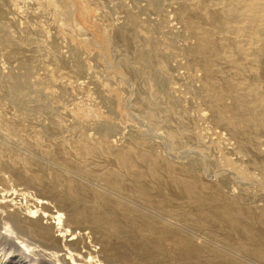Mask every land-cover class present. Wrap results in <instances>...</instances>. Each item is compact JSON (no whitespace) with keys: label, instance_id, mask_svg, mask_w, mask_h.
<instances>
[{"label":"bare ground","instance_id":"bare-ground-1","mask_svg":"<svg viewBox=\"0 0 264 264\" xmlns=\"http://www.w3.org/2000/svg\"><path fill=\"white\" fill-rule=\"evenodd\" d=\"M49 1L53 0L40 2L47 4ZM177 1L183 5L174 9V13L184 17L183 29L194 39L190 48L194 67L204 72L203 81L209 84V88L203 87L198 93L215 105L212 107V114L220 120L219 127L227 129L231 137L238 139L234 150L241 157L233 158L232 165L242 175L249 177L254 176L255 171L249 169L254 166L264 177V147L260 145L262 149L259 150L263 156H257L252 151L258 138L264 133V0ZM146 5L155 7L157 0H149ZM44 8V11L51 13L53 21L57 22L58 16ZM65 24L68 28L58 26L54 38L44 35L42 39L33 29H13V21H3L0 7V48L20 56V48L35 44L37 53L44 54L42 60L55 70L61 71L68 66L72 57L61 52L57 46L61 38L60 30L68 32L71 29L68 22ZM152 28V21L142 20L140 12L127 13L124 20L113 28V34H116L124 49L123 56L116 59L120 61L123 69L126 67L128 73H132L130 78L137 86L131 105L138 106V112L149 118V122L159 121L167 130L170 146L174 148L180 143H188L191 139L197 140L198 136L186 117V110L173 101L177 90L173 89L175 78L168 70L167 58L153 63L149 61L151 55L141 51L147 46L143 33H155ZM154 46L153 57L159 59L161 44L155 42ZM2 59L4 57L0 55V60L4 62ZM160 70L166 74H161ZM87 71H91L88 65ZM247 72L252 75L247 76ZM19 80L15 71H6L0 65V101H3V97L8 101L0 106V128L13 143L25 146V150L20 152L14 145L0 142V180L7 181L4 173L10 171V180L7 182L11 181V176L16 182L11 184L8 195L5 194L7 197L3 195L0 199V218L4 220V233L11 239L19 238L17 242L25 250L31 252L29 241L26 242L25 237L17 236L18 228L25 235L27 232V235L31 233L37 237L39 244L34 241L37 243L36 247L42 245L47 248L44 252L39 247L40 252H44L57 264H133L135 257L127 254V250L133 248L143 255L148 253L155 261L157 258L164 260V256H168L164 251H170L171 255L174 252L183 254L186 256L185 260L181 258L183 261L179 259L173 262L171 259L164 263L176 264L181 261L193 264L196 260L200 261L199 257L202 258L210 250L209 253L212 254V246L216 249L221 247L202 242L203 245L197 248L189 237L179 233L175 235L169 230L175 225L169 221L171 218L165 220L155 216L151 218L147 214L137 215L132 204H128V201L133 202V205L143 201L145 203H141L146 208L155 207L159 212L164 210L160 212L161 215L168 213L167 216L175 217L172 220L174 222L181 218L186 224L200 226V230L203 227H212L206 229L210 232L215 228L212 225L229 228L226 231L230 234L220 233L227 237H221L223 241L218 242L229 240L226 245H232L233 251L238 249L240 253V250H245L244 254H256L264 261V233L259 230V226L264 228V204L254 208L244 205L238 194L226 193L216 182L205 179L195 169L197 164L193 160H173L159 152L158 141L146 136L144 131L137 135L132 134L133 136L129 133L131 137L126 135L129 138L121 148H114L115 141H97L96 135L99 132L94 130L95 127H100L101 123L115 125L111 112L103 122L94 109L87 113L92 119L90 121L67 122L62 115L51 120L48 118V104L40 101L37 92L32 91V96L28 97L29 86ZM63 90L67 93L68 89ZM22 118L32 122L24 125ZM38 118L40 120L35 122L34 119L37 121ZM44 120H47L46 123ZM52 124H58L63 130L55 131L50 127ZM25 128L29 129V133H26ZM108 129L104 133L111 135L112 128ZM201 138L202 135L198 138V143L204 149L207 147L206 140L202 141ZM239 138L244 144L240 143ZM35 148L42 151L45 157H49L47 159L50 161L37 159L32 152ZM228 154L230 157V153ZM102 156L112 161L98 163V158ZM94 172L100 173L93 176ZM260 173L258 174L261 175ZM92 177L91 183L86 184L85 181ZM18 182L26 188L16 187ZM27 186L35 191H30ZM36 190L45 196H40ZM113 195L122 198L111 201ZM21 203H24L25 211L19 213L17 209H23L20 207ZM9 206L13 208L9 209ZM149 210L155 211L152 208ZM165 211L166 214L163 213ZM219 228L216 230H220ZM209 231L206 232L210 233ZM215 232L214 237L219 235ZM244 232L246 236H241ZM217 238L219 240L220 236ZM97 240L100 247L95 244ZM155 240L157 245L153 250L155 246L151 249L149 244ZM159 241H169L171 246H167L171 249H166L162 245L164 242L161 244ZM222 245L226 247L225 242ZM35 250H38L33 249L36 256ZM101 251L106 258H100L101 254L99 257L98 253ZM216 252L214 251L217 257L221 255L225 259L221 261L222 264L223 261L224 264H244L242 260L229 261V257ZM189 255L198 259H190ZM142 256H139L140 260ZM220 257L214 259L219 260ZM131 258L134 259L133 262ZM193 260L195 261L192 263Z\"/></svg>","mask_w":264,"mask_h":264},{"label":"rangeland","instance_id":"rangeland-1","mask_svg":"<svg viewBox=\"0 0 264 264\" xmlns=\"http://www.w3.org/2000/svg\"><path fill=\"white\" fill-rule=\"evenodd\" d=\"M40 1L41 0H1L0 7L2 9L3 21H13V29L15 30H17V28L33 29L35 33L38 34L42 39V36L44 35H47V37L52 36L54 38V36L57 34L58 26L64 29L65 27L68 28L67 24H65V22H68L71 29L70 31L67 29L66 31L68 32L62 31L64 29L60 30L59 34L61 38L59 39L60 42L57 46L61 52L72 56L71 59H69L71 62L61 71L55 70L51 65H47L44 60H42L44 59V54L41 52L37 53V46L32 44L31 46H24V48H20V50L22 49L20 56L0 48V55L4 57V59H2L4 62L0 60V65L5 67L6 71H15L20 80L24 81L23 83L29 86L30 91L29 94H27L28 97L32 96V91L37 92L38 97H40V101L42 103L45 102V105L48 104L50 107V110L48 111L50 112V116L48 118L53 120L54 117L62 115L67 122H85L87 120H92L87 116V113L94 109L100 115L102 119L101 122H103L109 116L108 113L111 112L112 117L114 116L115 125H106L101 123L102 125L100 127H95L94 130L99 132V134L96 135L97 141L101 143L104 140L110 142L115 141L113 144L114 148H121L126 145L125 140L127 138L144 131L146 136L158 141L157 149L159 152L164 153L173 160L185 162L188 160H193L192 162L197 164L195 169H197V171L200 172L202 176L204 175L203 177L205 179L216 182L226 193L238 194L244 205H250L252 208H254L264 204L263 174L260 173V170L258 171L254 166H251L249 169H252L255 172L257 171L261 175H259L257 172V174L253 172L254 176H256L254 177L251 175V177H249L242 175L235 169V166L232 165V159L241 157L234 150L236 149L235 146L238 145V139L235 140L233 137H231V134L229 131H227V129L225 130L219 127L221 123L220 120L214 118L212 114V107L215 105L205 100L198 93V91L203 87L209 88V84L203 81L204 72L194 67L193 54L191 53L190 49L194 43V39H192L190 34L185 32L183 29V25L185 24L184 17H179L176 13H174V9L181 7L183 5L182 3L177 0H157V5L155 7H148L146 4L149 0H53L49 1L47 4H42ZM44 7L58 16L59 19L57 18V22L53 21V17L50 15L51 13L49 11H44ZM130 11L134 13L140 12L142 20L149 19L152 21V25L154 27L152 30H154V32L156 31L155 33H143L140 29H138V31L142 32L145 36L144 42L147 45L141 51L147 52L148 55H151L149 61H152L153 63L158 62L160 59L164 60L165 58H167L169 61H167L169 63L168 70L175 78L173 89L177 90L173 97V101H175L181 108L186 110V117L191 121V125L194 128V133L196 136H198L196 137L197 140L191 139L188 141V143H180L173 148L170 146L171 143L169 142L166 133L167 130L163 128V125H160L161 123H158L159 121H154V123L153 121L149 122V118L148 120L146 116L138 112V106L131 105V100H134L135 88H137V86L136 83H134V81H132L130 78V76L132 77V73L129 74L126 67L123 69L120 61L116 59L117 57L121 58L123 56L124 49L116 34H113V28L118 24V22H122L127 16V13ZM141 26L146 27L143 24H141ZM155 42L161 44L159 59L153 57ZM39 55L41 57H38ZM28 58H31L32 60L29 61ZM25 59L26 61H24ZM45 60H47V57ZM87 65L91 69L90 72L87 71ZM76 66H78V68ZM160 73L166 74L165 72L162 73V71ZM247 73L248 74H243L248 76L250 73ZM63 88L68 89L67 93H65ZM3 90L6 89L4 88ZM27 96L26 98H28ZM7 103L8 101L3 97V101H0V106ZM34 120L35 122H38L40 119L38 118L37 121L36 119ZM21 121L24 122V125H26V123L29 121L32 122V120L27 118H22ZM44 121L46 123L47 120ZM50 127H52L55 131L58 129L59 131L63 130V128H60L58 124H52ZM108 128H112L111 135L104 133L106 130H109ZM25 129L26 133H29V129ZM94 130H91V132H94ZM129 133L131 136H129ZM201 135V140H206L205 144L207 147L204 149L200 146V143H198V138H200ZM5 137V132L0 128V142L14 145L15 147H13L20 152L25 150L24 145H19L17 142L13 143L12 139L6 137L8 139L6 140ZM205 137L206 139H204ZM239 141H241L240 143L244 142L240 138ZM260 142L262 144H259ZM256 144L252 147V149H254L252 151L258 154L257 156H263V153H261L259 150L264 147V133L258 138ZM260 145H262V147ZM32 152H34V155L37 157V159H41L43 162L49 160L47 159L49 157H45V154L36 148L34 150L32 149ZM228 153H230V157ZM103 157L104 156L98 158V163H102L103 161H112V159ZM243 160L246 161V158L243 157ZM9 172L10 171L4 173L8 180H10V178H8L10 177ZM99 173L100 172H94L93 176H97ZM257 176L262 177L258 178ZM11 178L13 183L11 181H9L10 183L7 182V179V181L0 180V199H2L3 195H8L11 184L16 183L15 178L12 176ZM92 179L93 177L85 181V183L90 184ZM16 187L26 188L25 185H22L20 182H18ZM27 187L30 188L31 186ZM29 190L35 191V189L32 188ZM36 192H38V190H36ZM40 193L41 192H38L40 196H45L44 194ZM7 195L5 196L7 197ZM9 197L12 196L10 195ZM119 198L121 199L122 196L113 195L110 199L111 201H116ZM133 201L135 202V200ZM141 202L145 203L143 201ZM140 203L138 201L133 205V202L128 201V204H132L133 208L137 211V215L138 213L147 214L151 218L155 216L158 217V219L165 220L167 218H171L169 221L175 225L170 227L169 230L175 235H178L179 233L183 236L189 237L190 240H193L191 241L192 244L194 243L193 245L197 248H200L204 242L206 244L208 243V245L214 243L216 246L221 245V247L219 248L217 246L218 248L216 249V247L212 246L215 250L213 248L212 249L215 252L217 251L216 253H223L224 255L222 254V256L227 258L229 257V261L231 259L235 262L237 260H242L241 262H244V264H264L262 258L256 254L252 255L251 253L246 255L244 254L245 250H240L239 253L238 249H235L237 253L235 250L233 251L234 248L231 249L232 245L230 247L226 245V243L230 242L229 240L228 242H226L227 240H224L226 247L222 245L224 242H218L220 240L223 241L221 237H227L221 235H226L228 233L230 234V232L226 231V229L229 230V228H219L216 225H212L215 228L217 227L216 229L219 228L220 230H216L214 227L213 228L215 230L211 229V232L206 229H210L212 227H203L201 228L202 230H200V226H197V228L193 224H186L187 222L184 221V219L180 220L181 218L175 219L176 222H174L172 220L175 217L173 218L170 215L167 216L168 213L166 211L163 212L165 214L167 213L166 215H161L160 212L164 210L159 212V210L155 207L146 208L145 205ZM23 204L24 203H21L22 206L19 204L20 207H23L21 210L20 208L17 209L19 210V213L20 211H25ZM10 207L13 208L12 206H9L8 208L11 209ZM151 208L155 209V211L149 210ZM134 209L133 211H135ZM161 216L163 217L161 218ZM0 220V264H57L52 258H49L44 253L46 250H48L47 248L43 247L42 245L36 247L37 243L39 244V242H37V237L35 238L33 235H31V233H28L27 235V232L25 235V232H23L20 228L17 229V236L22 238L25 237L24 239L27 238L26 242L29 241L28 244L30 245L31 249H29L31 251L29 252L17 242L19 238L11 239L7 234L4 233V220L1 218ZM259 228V230L264 233V228L260 226ZM203 229L205 230L203 231ZM221 229H225L223 232L226 231V233L221 232ZM206 231H209L210 233ZM213 232L219 234V240H217L218 236L216 234L215 235L217 237H214ZM241 236H246V233H242ZM98 242L99 241L97 240V243L95 244L100 247ZM163 242L161 241L160 243L162 244ZM167 242L169 244H167ZM155 243H157L156 240L152 245L149 244V246L152 247L151 249H153V246H155L153 250L156 249L157 244ZM170 244L171 243L169 241H165L162 245L166 246L165 248L168 249L169 247L167 245L171 246ZM39 247L44 252H40L41 249ZM130 248L131 247H129V249ZM162 248L164 247L162 246ZM33 249L38 250H35V252H37L36 256V253L34 254ZM170 249L171 247L168 250ZM209 249L211 248L209 247ZM229 249L231 250L229 251ZM213 250L212 254L209 253L211 250L207 253L209 254V257L206 254L202 258L199 257V259H201L200 261L195 259L197 262L193 260L192 263L195 261L193 264H220L222 260H225L220 257L221 255H218L217 257V254H215ZM129 251H131V253ZM164 252L165 255L168 253L167 257L170 259L166 257L168 259L167 260L164 256V260H159V258H157L158 260L156 259L155 261V258H152L148 253H144L145 255H143L135 251L134 248L127 250V254L132 258L135 257L136 259L134 261V259L131 258L132 262L134 261L133 264H135L136 261L138 264H166L164 262H169L171 259L173 262H175V260H181L182 257V259L185 260L186 257L183 254H176L175 252L172 253L174 255H171L170 251ZM98 254L99 257L102 255L100 258H106L104 252L101 251ZM210 254L212 256L215 255L216 258L220 257L221 260L217 259L220 263ZM138 255H143L144 257L142 256L140 260ZM129 256L128 258H130ZM188 257L190 259L192 257L197 258L193 255H189ZM204 257H206L205 259L207 261L203 260ZM189 258H187V260ZM181 261L180 263L179 261H176V264H185V262L181 263ZM186 263L188 264V262ZM189 263H191V261H189Z\"/></svg>","mask_w":264,"mask_h":264}]
</instances>
